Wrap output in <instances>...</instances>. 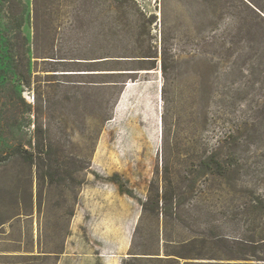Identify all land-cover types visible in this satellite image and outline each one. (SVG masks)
Here are the masks:
<instances>
[{"label":"rangeland","instance_id":"374dc122","mask_svg":"<svg viewBox=\"0 0 264 264\" xmlns=\"http://www.w3.org/2000/svg\"><path fill=\"white\" fill-rule=\"evenodd\" d=\"M37 143L46 160L30 163ZM250 198H264L263 14L0 0V264H56L101 236L129 241L123 264H168L132 258L209 232L264 239V212L242 215Z\"/></svg>","mask_w":264,"mask_h":264},{"label":"trees","instance_id":"16d2710c","mask_svg":"<svg viewBox=\"0 0 264 264\" xmlns=\"http://www.w3.org/2000/svg\"><path fill=\"white\" fill-rule=\"evenodd\" d=\"M241 8H246L253 12L259 11L264 16V3L256 0H238ZM252 9V10H251ZM239 10L236 18L242 21ZM233 16V15H232ZM259 17V16H258ZM152 58V57H150ZM38 59V57H35ZM67 63H74L75 59H66ZM47 146L37 143L32 152L28 153V162H42V158L47 155ZM214 169L212 171L220 177H224L227 169L218 161L208 162ZM212 163V164H210ZM242 215L248 216L254 213L264 212V198H250L240 206ZM261 215V214H260ZM244 216V217H248ZM257 235L229 238L222 235L202 234L199 237L175 244V250L181 252H164V257L152 258H132V259H151L158 263L168 264H264V239H256ZM147 255V254H144Z\"/></svg>","mask_w":264,"mask_h":264},{"label":"crops","instance_id":"0c3cea01","mask_svg":"<svg viewBox=\"0 0 264 264\" xmlns=\"http://www.w3.org/2000/svg\"><path fill=\"white\" fill-rule=\"evenodd\" d=\"M75 217L73 218V222ZM104 235L113 232L106 226L99 225ZM112 231V232H111ZM76 228L72 230L71 235L76 234ZM117 234L123 236L124 230L120 228ZM114 252L113 255H109ZM129 256V241H126L125 248L119 242H108L107 238L102 237L96 242H70L65 245L64 253L56 260V264H123L126 257Z\"/></svg>","mask_w":264,"mask_h":264}]
</instances>
